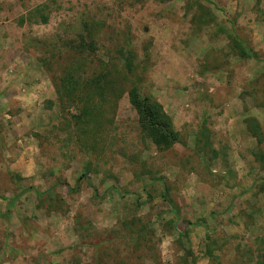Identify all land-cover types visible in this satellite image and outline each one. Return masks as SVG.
<instances>
[{"label": "rangeland", "instance_id": "374dc122", "mask_svg": "<svg viewBox=\"0 0 264 264\" xmlns=\"http://www.w3.org/2000/svg\"><path fill=\"white\" fill-rule=\"evenodd\" d=\"M127 51L179 135L167 150L133 76L96 103L57 95L75 64L90 81ZM261 156L264 0H0V195L14 177L44 193L0 221V264H264Z\"/></svg>", "mask_w": 264, "mask_h": 264}, {"label": "trees", "instance_id": "16d2710c", "mask_svg": "<svg viewBox=\"0 0 264 264\" xmlns=\"http://www.w3.org/2000/svg\"><path fill=\"white\" fill-rule=\"evenodd\" d=\"M46 22V19H44ZM85 45V44H84ZM84 46H80L77 50L79 53H83L84 51H88L83 48ZM88 49L90 52L95 51V44L94 42L87 44ZM236 47L240 50L241 55L244 57H250L252 59H256V55L251 53L249 48H244L240 44H236ZM121 57L124 59V63L120 64L119 69L116 66L111 69V64L108 66L104 65V69L102 70L101 74L96 76V78L88 81V80H81L80 72L77 69H81L79 64H75V66L71 67L69 70L64 71L62 78V82L59 84L58 89L56 90L57 95L61 101L63 99H71L73 100L74 97L78 98L81 92L85 91L88 103L91 102V98H94L96 103V98L102 96V93H113V89H111L112 81L111 77L115 76H122L123 80L131 79V86L127 92L128 101L131 107L134 109L138 116V124L141 131L148 137L154 146L157 147L159 150H167L171 148L173 145L179 142V135L174 130L172 121L170 117L163 111L162 106L157 103L151 95H147L141 92V88L138 86V79L137 76H134V68L133 64L130 61V58H134L133 54L127 51L126 56L123 52H119ZM121 78V77H120ZM80 99V98H78ZM97 101H100L97 99ZM100 106H97L95 110H97ZM92 106L90 104H86L84 106L83 113L84 118H89L91 115ZM258 128V127H256ZM264 159V156H261ZM14 182L16 183L17 187L19 188V192L10 198H6L0 195V200L7 202V207L4 212H0V221H6L11 217L10 208L14 206V204L21 198L26 192L29 190H33L36 197L42 198L44 193L38 192L35 188L32 187H25L20 184L19 179L14 177ZM162 199L169 205H171L170 200L168 198V191L166 188L163 187L161 193ZM185 233L182 232L179 235H183Z\"/></svg>", "mask_w": 264, "mask_h": 264}]
</instances>
